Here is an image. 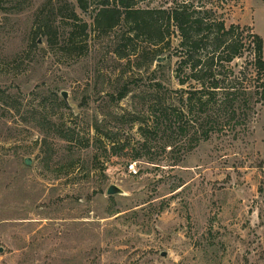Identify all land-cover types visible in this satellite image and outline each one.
Returning a JSON list of instances; mask_svg holds the SVG:
<instances>
[{"label": "rangeland", "instance_id": "1", "mask_svg": "<svg viewBox=\"0 0 264 264\" xmlns=\"http://www.w3.org/2000/svg\"><path fill=\"white\" fill-rule=\"evenodd\" d=\"M46 1L0 0V97L10 107L0 102V264H264V101L237 125L224 115L208 139L193 118L185 134L155 127L156 100L169 115L186 113L179 58L159 70L168 59L149 68L146 54L141 68L128 65L118 56L150 48L142 38L118 47L127 26L78 28L80 50L58 28L52 48L37 35L56 8ZM76 10L92 23V8ZM220 11L264 41V0H222ZM237 61L235 76L257 84L243 69L248 51ZM158 80L169 90H156ZM254 87L253 101L262 91ZM45 116L74 130L75 140L62 139ZM110 139L123 150L113 153ZM111 185L122 193L108 195Z\"/></svg>", "mask_w": 264, "mask_h": 264}, {"label": "trees", "instance_id": "2", "mask_svg": "<svg viewBox=\"0 0 264 264\" xmlns=\"http://www.w3.org/2000/svg\"><path fill=\"white\" fill-rule=\"evenodd\" d=\"M75 1L76 4L68 0L45 2L44 7L51 4L56 5V8H52L41 17L37 35L46 38L50 47L53 48L56 43L58 28L69 32L70 41L74 43L73 36L78 28L80 33L87 34L92 28L96 34H102L127 26L128 30L116 37L118 47H127L142 38L150 48L148 51L119 55V59L127 56L128 65H131L133 61L137 68H141L148 54L150 57H148L147 65L150 68L158 57L167 55L168 60L158 64L159 70L168 66L171 56L179 58L174 71L177 84L181 87L180 100L186 108V113L181 111L180 116L175 112L169 115V110L164 111L159 100H156L153 105L155 127L159 128L166 124L167 128H177L185 134L188 125L186 121L193 118L194 124L198 125L197 133L203 135L204 139H208L210 133L220 130L224 115H228L237 125L240 123V113L254 108L257 100L264 101V41L249 26L227 24L224 13L220 11L222 0H171V5L169 2L167 5L155 7L139 6L146 0ZM76 7L84 13L92 8L94 10L92 23L84 21ZM57 23H60L59 27ZM74 44L75 50L81 49L76 46L77 43ZM246 50L249 61L245 63L243 69L251 76H255L257 84L254 85L246 77L247 73L245 75L242 72L244 74L242 77L235 76L234 67L242 66L237 60L244 57ZM131 55H134V60L131 59ZM156 72L157 70H154L153 75ZM153 78L156 80L157 77L153 76ZM261 80L262 83H260ZM252 86L262 89L259 98L254 101ZM154 88L169 90L161 80L154 82ZM128 92L129 87L125 85L117 99L121 100ZM3 94L7 93L3 91ZM0 102L10 108L9 103L7 104L2 97ZM58 104L59 107L69 108L64 101ZM45 118L49 126L58 127L56 130L62 139L67 142L75 140L74 130L58 125L50 117L45 116ZM98 128L96 126L97 130ZM110 144V149L115 154L124 148L123 144L114 139H110ZM139 156H134V159Z\"/></svg>", "mask_w": 264, "mask_h": 264}, {"label": "water", "instance_id": "3", "mask_svg": "<svg viewBox=\"0 0 264 264\" xmlns=\"http://www.w3.org/2000/svg\"><path fill=\"white\" fill-rule=\"evenodd\" d=\"M165 59H166V57H158L157 58V62H163ZM62 96H63L64 100L67 102V99H68L67 96L68 95H67V92L66 91H64L62 93ZM25 163H26V165H30L31 164V159L30 158H27L25 160ZM118 193H122V190L118 186H116V185H111L108 188V190H107V194L108 195H115V194H118ZM163 256H166V253H163Z\"/></svg>", "mask_w": 264, "mask_h": 264}, {"label": "built area", "instance_id": "4", "mask_svg": "<svg viewBox=\"0 0 264 264\" xmlns=\"http://www.w3.org/2000/svg\"><path fill=\"white\" fill-rule=\"evenodd\" d=\"M128 171L133 174L138 173V169L136 168V163L132 162L128 165Z\"/></svg>", "mask_w": 264, "mask_h": 264}]
</instances>
